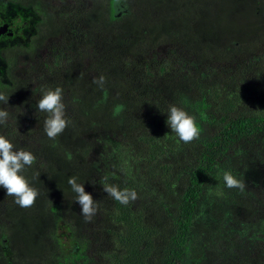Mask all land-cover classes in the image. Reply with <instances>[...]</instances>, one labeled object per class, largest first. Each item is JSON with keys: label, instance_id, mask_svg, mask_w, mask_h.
<instances>
[{"label": "trees", "instance_id": "16d2710c", "mask_svg": "<svg viewBox=\"0 0 264 264\" xmlns=\"http://www.w3.org/2000/svg\"><path fill=\"white\" fill-rule=\"evenodd\" d=\"M4 2L28 16L0 17V134L36 156L23 174L40 195L22 208L0 187V264H264V206L249 179L264 180V0ZM228 63L247 65L252 84L223 93L216 72ZM42 86L63 88L71 119L55 140L36 108ZM173 104L196 115L198 140L178 143ZM228 170L244 191L226 187ZM105 174L139 198L115 201ZM73 175L98 201L90 222Z\"/></svg>", "mask_w": 264, "mask_h": 264}, {"label": "clouds", "instance_id": "9594fccd", "mask_svg": "<svg viewBox=\"0 0 264 264\" xmlns=\"http://www.w3.org/2000/svg\"><path fill=\"white\" fill-rule=\"evenodd\" d=\"M93 84L103 89L106 77L101 74L93 79ZM9 97L0 92V102L8 104ZM37 111L47 113L44 121V132L50 140H55L61 135L71 123L66 115L64 103V90L57 86L44 88L42 96L36 104ZM9 112L0 108V125H6ZM166 124L171 132L178 137V143H191L200 138L201 129L195 114L177 105H169ZM36 156L30 150L17 149L16 146L4 134H0V187L6 189L7 196L14 198V203L22 208L34 206L40 195L39 189L32 186L30 180L23 174L26 167H31L36 162ZM223 180L229 189L237 188L244 191L246 184L243 180L234 176L231 170L223 173ZM109 175L105 174L100 181L103 191L122 205L135 202L139 197L135 189L125 187L121 189L118 185L108 182ZM68 184L76 194V202L81 206V214L85 220L90 222L98 211V201L85 191L84 183H78V177H69Z\"/></svg>", "mask_w": 264, "mask_h": 264}, {"label": "rangeland", "instance_id": "374dc122", "mask_svg": "<svg viewBox=\"0 0 264 264\" xmlns=\"http://www.w3.org/2000/svg\"><path fill=\"white\" fill-rule=\"evenodd\" d=\"M20 7V8H19ZM18 14H22L25 17L28 16V12L25 8H23L20 5H16V4H11V3H6L4 2V0H0V17H10L11 15H18ZM33 22L35 21L34 19L32 20ZM27 33L31 32V28L26 30ZM4 45V41H0V49L1 47ZM175 51V50H174ZM174 51L168 50V48L165 49H161L159 54L161 57L165 58H169L172 54L174 56V59H176V53ZM259 54H261L262 56H264V45H261L260 47V52ZM262 63V69L264 70V63ZM3 60L2 57L0 55V72L3 71ZM247 65H243L241 67H238L235 64L232 63H228L225 66H221L216 74L219 75L220 74V80L223 79L222 85H224L222 88L223 93H230L231 91H234L235 88H240V87H248L249 84H252V80L248 79L247 77V71H243L240 70L239 68H246ZM260 70V71H263ZM220 72V73H219ZM252 76H249V78H251ZM219 79V77H218ZM42 96V94H41ZM99 137L98 140H95L97 143L96 147H93V152L95 153L97 151V149H99L101 147L100 143H99ZM102 143V142H101ZM106 142H103V144H105ZM100 145V146H99ZM257 176L251 175L249 177V179H254L256 182H253L254 184H250L251 185V189L254 191L251 194V197L253 198V201L255 203L256 206H264V180L261 179V177L256 178ZM260 182V183H259ZM255 185V186H253ZM216 189V188H215ZM215 192H220V189H216L214 191ZM60 233L62 236H64V240L65 243L67 245V247L71 248V244L68 240V238L66 237V229L64 227L60 228Z\"/></svg>", "mask_w": 264, "mask_h": 264}, {"label": "water", "instance_id": "95a60500", "mask_svg": "<svg viewBox=\"0 0 264 264\" xmlns=\"http://www.w3.org/2000/svg\"><path fill=\"white\" fill-rule=\"evenodd\" d=\"M7 28H8L7 24L0 26V36L7 31Z\"/></svg>", "mask_w": 264, "mask_h": 264}]
</instances>
